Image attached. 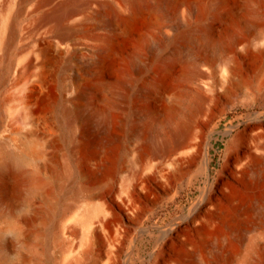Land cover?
I'll return each instance as SVG.
<instances>
[{
    "label": "bare ground",
    "instance_id": "bare-ground-1",
    "mask_svg": "<svg viewBox=\"0 0 264 264\" xmlns=\"http://www.w3.org/2000/svg\"><path fill=\"white\" fill-rule=\"evenodd\" d=\"M263 92L264 0H0V264H264L263 113L201 123Z\"/></svg>",
    "mask_w": 264,
    "mask_h": 264
},
{
    "label": "rangeland",
    "instance_id": "rangeland-1",
    "mask_svg": "<svg viewBox=\"0 0 264 264\" xmlns=\"http://www.w3.org/2000/svg\"><path fill=\"white\" fill-rule=\"evenodd\" d=\"M216 27L220 30L223 28V26H221V24H219L218 22L216 23ZM226 31L228 34H231V36L237 32L240 34L242 33L241 35L245 34L243 31H240L234 27H230L226 29ZM29 40L30 39L26 37L24 42H27L28 45H31V41ZM263 95H264V92L261 93L259 96H257L256 100L252 103H246L242 101V98L240 97V95H236L234 98L231 99V101L228 104H225V105L218 104V105L213 106L208 113L209 114L208 117H204L201 119V123L206 130L213 129L214 131L212 133L208 132L204 138L206 142L207 140H210V143H211V148H210V153L212 157L211 178H213L216 175V173L221 169L222 165L224 164L225 159H226L225 149H226L228 141L232 138L231 135H225L222 132H224L227 129V126L230 124H234L236 130L242 129L245 123V116L248 113H258V114L263 113V116L262 118L260 117V120L264 121V96ZM3 114L5 115L7 114L6 118H9L10 115H12L6 112H3ZM123 114L124 112L123 110H121L118 116L122 117ZM1 133H5V129H2ZM42 150L43 149L40 150V159L41 157L43 159V157L45 156L44 155L45 149L43 150V152ZM46 151H45V154H46ZM204 181H205V178L201 174L196 175L195 167H191L189 171H187L181 183H179V185L177 186L179 188L178 189L179 199H177L175 203L170 204V207L168 210L169 220H173L178 215H181L187 212L190 203L194 199L197 198V196L199 195L200 188L204 186ZM162 208L164 209V207H158L154 209L156 216L164 217V213L166 211L163 210ZM244 222H246L248 225H252L250 219H245ZM74 223L75 221H72V225H74ZM71 240H73V233L68 238V241H71ZM153 250H154V241L151 238L150 234H145L142 240L137 241V245L134 249V252H135L134 254L140 257L141 260H143V262H140L138 264H148V260H149L148 258H150L149 253L152 252Z\"/></svg>",
    "mask_w": 264,
    "mask_h": 264
}]
</instances>
